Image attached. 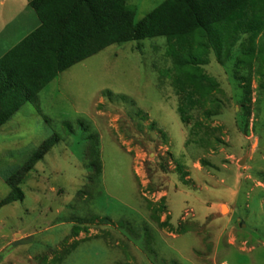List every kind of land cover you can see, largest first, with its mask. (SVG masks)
Wrapping results in <instances>:
<instances>
[{
  "label": "rangeland",
  "instance_id": "374dc122",
  "mask_svg": "<svg viewBox=\"0 0 264 264\" xmlns=\"http://www.w3.org/2000/svg\"><path fill=\"white\" fill-rule=\"evenodd\" d=\"M163 1L127 4L139 22ZM209 61L218 89L186 123L163 38L108 47L21 107L0 128V203L39 146L61 141L19 185L23 200L0 206V264H264V69L246 96L234 61Z\"/></svg>",
  "mask_w": 264,
  "mask_h": 264
},
{
  "label": "trees",
  "instance_id": "16d2710c",
  "mask_svg": "<svg viewBox=\"0 0 264 264\" xmlns=\"http://www.w3.org/2000/svg\"><path fill=\"white\" fill-rule=\"evenodd\" d=\"M29 7L39 27L0 58V128L60 74L113 45L165 39L175 73L172 85L183 95L182 123L186 110L202 105L218 89L203 71L211 52L220 65L234 61L246 96L253 65L263 73L264 0H165L139 22L127 0H31ZM237 46L241 53L235 58ZM65 129L71 132L67 123ZM90 140L95 146L96 138ZM60 141L57 134L45 140L6 180L10 193L1 207L23 200L19 185ZM89 168L98 179L99 162Z\"/></svg>",
  "mask_w": 264,
  "mask_h": 264
},
{
  "label": "crops",
  "instance_id": "0c3cea01",
  "mask_svg": "<svg viewBox=\"0 0 264 264\" xmlns=\"http://www.w3.org/2000/svg\"><path fill=\"white\" fill-rule=\"evenodd\" d=\"M15 1H18V0H15ZM15 1L0 0V36H3L10 29L14 28L15 25H22L25 27L26 30L23 36H21L20 40L18 39L17 41L11 42L13 44H11L9 48L7 49L2 48V45H1L2 39L0 38V58H2L7 52H9L12 48H14L17 44H19L30 33L36 30L40 25L36 15L32 11V9L29 7V3L31 0H23V4L21 7H18L15 4ZM15 5L17 6V12L13 13L12 16H8V18H6V15H5L6 10L9 12L11 10L10 8L14 7ZM29 10H31L32 13H30Z\"/></svg>",
  "mask_w": 264,
  "mask_h": 264
},
{
  "label": "bare ground",
  "instance_id": "6f19581e",
  "mask_svg": "<svg viewBox=\"0 0 264 264\" xmlns=\"http://www.w3.org/2000/svg\"><path fill=\"white\" fill-rule=\"evenodd\" d=\"M224 211H225V209H224Z\"/></svg>",
  "mask_w": 264,
  "mask_h": 264
}]
</instances>
